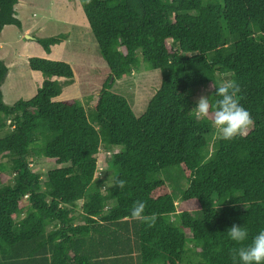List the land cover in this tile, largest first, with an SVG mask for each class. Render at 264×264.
I'll return each instance as SVG.
<instances>
[{
  "label": "trees",
  "instance_id": "obj_1",
  "mask_svg": "<svg viewBox=\"0 0 264 264\" xmlns=\"http://www.w3.org/2000/svg\"><path fill=\"white\" fill-rule=\"evenodd\" d=\"M17 2L0 0V32L21 28ZM80 2L109 70L90 107L55 99L73 69L39 56L27 59L43 78L36 93L6 104L0 58V131L10 129L0 137V159L9 158L0 161V264H234L230 250L241 245L227 230L247 228L245 244L264 230V0ZM65 38L35 40L50 54ZM141 59L161 78L136 115L111 88ZM229 80L254 124L222 140L211 115L196 119L194 91L209 85L214 103L211 85ZM101 147L119 148L110 176L97 174ZM39 157L55 166L34 171ZM173 168L187 183L179 211L160 178ZM137 200L157 214L154 227L128 218Z\"/></svg>",
  "mask_w": 264,
  "mask_h": 264
},
{
  "label": "rangeland",
  "instance_id": "obj_2",
  "mask_svg": "<svg viewBox=\"0 0 264 264\" xmlns=\"http://www.w3.org/2000/svg\"><path fill=\"white\" fill-rule=\"evenodd\" d=\"M67 2L72 6L71 14L65 11V9L70 10V6L65 8L64 3ZM14 9L15 17L22 22V28L29 27L30 31L24 32L22 28L8 24L0 33V40L5 44L0 55L8 67L1 85L3 101L6 104H12L18 99L27 100L36 93L40 81L35 80L27 59L31 56L48 57L42 56L47 53L35 37L63 34L66 38L52 46L51 56L56 60L68 62L74 76L72 83L64 86L62 93L55 99L77 98L86 107H90L95 102L102 83L108 77L109 70L99 52L80 0H18ZM146 68L145 62L141 59L140 70L117 79L111 88L127 98L136 115L144 111L148 100L160 83V71ZM59 79L63 80V78ZM209 90V85L197 87L194 91L195 101L202 95H208ZM9 130V128L1 130L0 137ZM118 149V147L100 148L97 154L99 176H110L111 171L107 168V160ZM0 161L8 163L9 158H1ZM54 166V162L45 157H39L31 164L34 171H40L43 174ZM175 172L176 169H170L161 173L160 178L172 191L177 203L176 209L179 211L184 207L180 200V190L184 189L187 183ZM80 203L81 201H78V204ZM187 235H190V232H187Z\"/></svg>",
  "mask_w": 264,
  "mask_h": 264
},
{
  "label": "clouds",
  "instance_id": "obj_3",
  "mask_svg": "<svg viewBox=\"0 0 264 264\" xmlns=\"http://www.w3.org/2000/svg\"><path fill=\"white\" fill-rule=\"evenodd\" d=\"M90 2V0H88ZM214 93L219 99L213 103L210 95H202L196 101L194 115L201 120L211 115L213 127L217 137L222 140H232L236 136H246L254 124L250 112L241 103L240 87L234 80L221 83L219 87L211 85ZM127 184L126 180L118 179L116 187L123 189ZM146 202L137 200L134 202L129 219L139 220L148 227H154L157 214H145ZM228 237L236 242L239 247L230 250L231 258L236 264L238 260L241 264H264V230H260L250 243L248 240L247 228L233 224L227 230Z\"/></svg>",
  "mask_w": 264,
  "mask_h": 264
},
{
  "label": "crops",
  "instance_id": "obj_4",
  "mask_svg": "<svg viewBox=\"0 0 264 264\" xmlns=\"http://www.w3.org/2000/svg\"><path fill=\"white\" fill-rule=\"evenodd\" d=\"M64 5H65V8L66 7H69L70 6V4H68V2L67 3H64ZM64 8V9H65ZM71 9H72V6H70V10H66L65 9V11H68L70 14H71ZM74 11V10H73ZM16 14V13H15ZM5 26H7V25H5ZM4 26V27H5ZM3 27V28H4ZM21 28H22V22H21ZM22 30L24 31V32H29L30 31V28L28 27V28H25V29H23L22 28ZM2 31V30H1ZM1 33V32H0ZM4 43H3V41H1L0 40V53L3 51V49H4ZM4 54L6 53V52H3ZM8 53V52H7ZM51 53H52V50H51ZM51 53L50 54H47V55H42V56H46V57H48V58H52V59H55L53 56H51ZM0 58L2 59V56L0 55ZM3 60V59H2ZM32 74L34 75V77H35V80H38V81H40V84H41V82H42V75L38 72V71H33L32 72ZM39 76V77H38Z\"/></svg>",
  "mask_w": 264,
  "mask_h": 264
}]
</instances>
